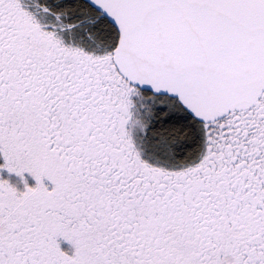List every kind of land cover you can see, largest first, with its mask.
<instances>
[{"label":"snow or ice","instance_id":"6c2138e0","mask_svg":"<svg viewBox=\"0 0 264 264\" xmlns=\"http://www.w3.org/2000/svg\"><path fill=\"white\" fill-rule=\"evenodd\" d=\"M0 264H264V0H0Z\"/></svg>","mask_w":264,"mask_h":264},{"label":"rangeland","instance_id":"374dc122","mask_svg":"<svg viewBox=\"0 0 264 264\" xmlns=\"http://www.w3.org/2000/svg\"><path fill=\"white\" fill-rule=\"evenodd\" d=\"M13 182H15V177H12V178H10ZM29 183H32V181L31 180H29ZM19 187H22V186H20V185H18Z\"/></svg>","mask_w":264,"mask_h":264}]
</instances>
